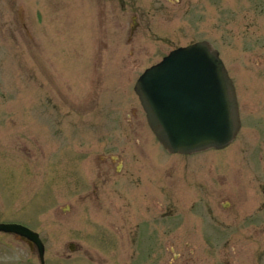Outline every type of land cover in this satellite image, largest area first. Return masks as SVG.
Instances as JSON below:
<instances>
[{"label":"rangeland","instance_id":"374dc122","mask_svg":"<svg viewBox=\"0 0 264 264\" xmlns=\"http://www.w3.org/2000/svg\"><path fill=\"white\" fill-rule=\"evenodd\" d=\"M134 16L117 0H0V220L38 231L45 264H129V250H148L139 238L130 245L121 224L138 191L130 174L141 173L165 199V254L156 264H223V250L231 264L254 262L258 240L248 231L213 237L193 220L205 219L199 203L211 199L207 213L225 221L233 216L226 201L242 210L264 198L256 182L257 173L264 179V0H181L154 17ZM148 19L152 29L142 24ZM199 40L219 51L236 84L242 130L222 151L169 154L133 86L169 51ZM98 153L117 154L123 166L96 202ZM260 246L264 264V236ZM1 247L0 264H40L24 241L7 236Z\"/></svg>","mask_w":264,"mask_h":264},{"label":"water","instance_id":"95a60500","mask_svg":"<svg viewBox=\"0 0 264 264\" xmlns=\"http://www.w3.org/2000/svg\"><path fill=\"white\" fill-rule=\"evenodd\" d=\"M135 91L150 127L172 152L222 147L238 129L233 85L217 51L206 41L171 51L141 75ZM1 229L28 236L43 261L44 246L36 233L15 225Z\"/></svg>","mask_w":264,"mask_h":264},{"label":"flooded vegetation","instance_id":"af4514ba","mask_svg":"<svg viewBox=\"0 0 264 264\" xmlns=\"http://www.w3.org/2000/svg\"><path fill=\"white\" fill-rule=\"evenodd\" d=\"M119 1L121 8L126 9L129 7L136 15L141 16H147V17H154L156 15L162 14L166 12L167 5H181V0H117ZM255 6L257 4L255 3ZM134 16V17H135ZM150 19H148L145 22H142V24L145 25L147 29H152L151 23L149 22ZM140 22L134 21L133 25L138 26ZM13 28L10 27V30L7 29V31H11ZM261 85L264 87V81L261 82ZM264 90V88H263ZM239 107L241 108L240 103V96L238 97ZM258 106V105H257ZM262 108L261 110H264V102H261L259 108ZM260 112V111H259ZM261 113V112H260ZM260 138V135L259 137ZM233 144V143H232ZM232 144H230L228 147H230ZM227 147V148H228ZM226 149V148H225ZM258 149L259 152L264 154V139L259 141L258 143ZM261 154V156H262ZM97 161L100 163V165L97 167V179L101 181L95 182L93 187V192L91 193L92 198L99 202V187L101 184L107 183L109 181L110 172L112 170L119 171L120 167L123 166V161L120 159V156L114 153H98ZM163 162V161H162ZM210 170L213 172V170L210 168ZM83 174V172H82ZM140 175V176H139ZM258 178L256 182L258 183L259 192L264 195V179H263V173L259 174L257 173ZM162 178L165 177V171L161 174ZM131 179V187L132 186H138V191H133V194L130 195V199L128 201V212L127 219L125 221H121L122 227H126V238L128 239V243L130 245L135 244V240L137 238L141 239L142 242L147 244L148 250H131L127 253V260L129 264H135L136 262H143V264H156L155 263V256H158L157 259H161V256L165 254V245H164V236L166 231V211H165V199L162 198L160 201L159 199L155 198L154 194H152L151 190L148 187L149 181L145 176H143L141 173H131L130 174ZM84 180V177L82 178ZM161 192L165 196V188L164 184L162 183ZM213 202V200H210V203ZM246 204H244V209L239 210L233 208V204L230 200L226 201V204L224 208L227 206H230L229 209L233 210V216L232 219H227L225 221H222L218 216L213 217L212 215H209L206 211L207 206H210V203L203 202L200 205L205 207V219L197 220L196 218L193 220V223L195 225L201 226V225H207V233L209 235H212L215 237V235H219V230L225 229L226 232L236 231L239 229L238 232L246 233L248 231L250 235H253L255 239L258 240L256 250L254 252L256 259L254 262L250 261L247 262V264H261V256H262V248L260 246L261 239L264 236V198L261 199H249L245 201ZM198 206V205H196ZM159 209V212H156V209ZM214 215V214H213ZM137 218V221L135 219ZM239 220V222H235ZM0 222H3L0 220ZM97 223V228L101 229H107L108 227L113 230L114 233L117 232L119 227H116L117 225H114V222L105 223V228L102 227V222L99 223L98 220L95 221ZM180 225V224H179ZM120 227V229H122ZM237 228V229H236ZM179 229H182V224L179 227ZM104 231V230H102ZM156 233H159V241L158 244H156ZM11 237L17 240H23L22 237L18 234L14 233H6L0 231V250L1 245H5L6 237ZM146 239V240H145ZM24 241V240H23ZM154 241V243H153ZM31 250H35L34 245H29ZM235 252V250H233ZM152 256L154 258L152 259ZM181 254H177L176 258L180 259ZM223 257L224 262L223 264H231L229 257L228 250H223ZM103 259V257L99 258ZM152 260L153 262H150ZM211 264H218L217 262H212ZM221 264V263H220Z\"/></svg>","mask_w":264,"mask_h":264}]
</instances>
